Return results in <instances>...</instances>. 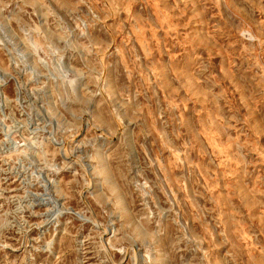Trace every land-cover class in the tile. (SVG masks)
<instances>
[{
    "label": "rangeland",
    "instance_id": "1",
    "mask_svg": "<svg viewBox=\"0 0 264 264\" xmlns=\"http://www.w3.org/2000/svg\"><path fill=\"white\" fill-rule=\"evenodd\" d=\"M0 264H264V0H0Z\"/></svg>",
    "mask_w": 264,
    "mask_h": 264
}]
</instances>
